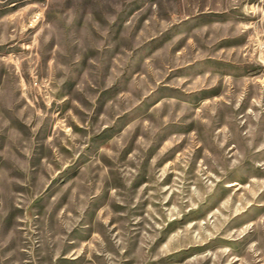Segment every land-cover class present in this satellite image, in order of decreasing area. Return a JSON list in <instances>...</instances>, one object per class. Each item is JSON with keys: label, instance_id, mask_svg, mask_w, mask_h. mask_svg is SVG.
Instances as JSON below:
<instances>
[{"label": "rangeland", "instance_id": "obj_1", "mask_svg": "<svg viewBox=\"0 0 264 264\" xmlns=\"http://www.w3.org/2000/svg\"><path fill=\"white\" fill-rule=\"evenodd\" d=\"M0 264H264V0H0Z\"/></svg>", "mask_w": 264, "mask_h": 264}]
</instances>
